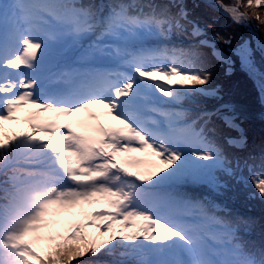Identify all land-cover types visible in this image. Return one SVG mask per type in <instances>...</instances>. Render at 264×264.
I'll list each match as a JSON object with an SVG mask.
<instances>
[{"label":"snow or ice","instance_id":"6c2138e0","mask_svg":"<svg viewBox=\"0 0 264 264\" xmlns=\"http://www.w3.org/2000/svg\"><path fill=\"white\" fill-rule=\"evenodd\" d=\"M236 27L264 103V0L0 2V264H264L221 202L264 203V146L209 103Z\"/></svg>","mask_w":264,"mask_h":264},{"label":"trees","instance_id":"16d2710c","mask_svg":"<svg viewBox=\"0 0 264 264\" xmlns=\"http://www.w3.org/2000/svg\"><path fill=\"white\" fill-rule=\"evenodd\" d=\"M102 1L107 2V0ZM226 23L221 19L215 27L218 31H222ZM228 33L233 36L231 47L223 44H217V47L231 55L232 72L225 73V63L209 56V67L212 72L211 85L217 82L221 92L220 100L209 103L217 105L228 101L232 103L247 139V149L259 150L264 146V105L260 102L259 92L253 79L239 66L238 56L232 52L233 48L246 38H250V35L248 30L239 27L228 29ZM259 35L264 39V34ZM259 59L260 57L256 55L257 65L264 71ZM228 134H236V131L229 130ZM221 202H226L240 212L253 215L258 219L264 217V203L258 199L249 201L245 199L244 193L238 194L237 190L225 192Z\"/></svg>","mask_w":264,"mask_h":264},{"label":"rangeland","instance_id":"374dc122","mask_svg":"<svg viewBox=\"0 0 264 264\" xmlns=\"http://www.w3.org/2000/svg\"><path fill=\"white\" fill-rule=\"evenodd\" d=\"M259 34H260V33H257V36H259V38L262 39V38L260 37ZM262 40L264 41V39H262ZM256 55L259 56V53H257ZM259 62H260V59H259ZM260 64H261V63H260ZM261 66L264 68V64H261ZM231 72H232V71H230L229 74H230ZM225 73H226V72H225ZM216 83H217V82H216ZM216 83H215L214 85H211V87H213V88H218V89H219V87L216 85ZM254 85H255V83H254ZM219 94H220V97H221V92H220V90H219ZM223 103H227V104H230V105L233 106V104L230 103L229 101H228V102H223Z\"/></svg>","mask_w":264,"mask_h":264},{"label":"bare ground","instance_id":"6f19581e","mask_svg":"<svg viewBox=\"0 0 264 264\" xmlns=\"http://www.w3.org/2000/svg\"><path fill=\"white\" fill-rule=\"evenodd\" d=\"M0 2H2V1H0ZM237 48V47H236ZM221 52V51H220ZM221 53H223V52H221ZM223 55H224V53H223ZM239 59H240V57H239ZM240 62H241V59H240ZM241 64H242V62H241ZM243 66V65H242ZM244 67V66H243ZM245 68V67H244ZM246 69V68H245ZM247 70V69H246ZM248 71V70H247ZM251 75V74H250ZM252 76V75H251ZM252 78H253V80L255 81V83H256V87L258 88V92H259V94H260V97H261V93H260V89H259V86H258V78H254L253 76H252ZM20 115L21 116H23L24 115V113H20ZM46 115H49V114H46ZM17 127H19V126H23V125H16Z\"/></svg>","mask_w":264,"mask_h":264},{"label":"water","instance_id":"95a60500","mask_svg":"<svg viewBox=\"0 0 264 264\" xmlns=\"http://www.w3.org/2000/svg\"><path fill=\"white\" fill-rule=\"evenodd\" d=\"M260 40H262V39H260ZM263 41V40H262ZM243 69H245L243 66H241ZM246 70V69H245ZM247 71V70H246ZM248 72V71H247ZM248 74L250 75V73L248 72ZM250 77H252L251 75H250ZM256 84V83H255ZM258 89V88H257ZM260 99H261V97H260ZM262 103V102H261ZM263 105H264V103H262Z\"/></svg>","mask_w":264,"mask_h":264}]
</instances>
